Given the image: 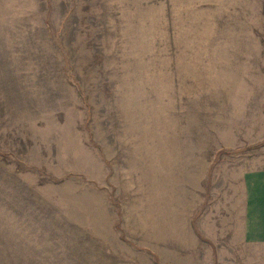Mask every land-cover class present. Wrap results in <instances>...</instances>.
I'll return each instance as SVG.
<instances>
[{"label":"rangeland","instance_id":"rangeland-1","mask_svg":"<svg viewBox=\"0 0 264 264\" xmlns=\"http://www.w3.org/2000/svg\"><path fill=\"white\" fill-rule=\"evenodd\" d=\"M262 199L264 0H0V264H264Z\"/></svg>","mask_w":264,"mask_h":264},{"label":"crops","instance_id":"crops-1","mask_svg":"<svg viewBox=\"0 0 264 264\" xmlns=\"http://www.w3.org/2000/svg\"><path fill=\"white\" fill-rule=\"evenodd\" d=\"M261 203H262V206H259V208H258V212H261L263 215H262V218H264V199H262V201H261ZM251 212V210H247L246 212H245V215L247 214H249ZM247 215H246V218H247ZM251 215H253V213H251ZM251 215L249 214V217H251ZM256 214L254 213V216H255ZM259 221H260V219H259ZM262 220L260 221V223H261V225H262ZM264 223V222H263Z\"/></svg>","mask_w":264,"mask_h":264}]
</instances>
